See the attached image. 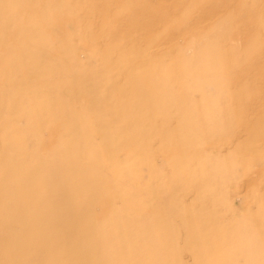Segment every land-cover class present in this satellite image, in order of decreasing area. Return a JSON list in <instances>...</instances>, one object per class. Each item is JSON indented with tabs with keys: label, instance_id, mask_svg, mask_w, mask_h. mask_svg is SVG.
<instances>
[{
	"label": "rangeland",
	"instance_id": "374dc122",
	"mask_svg": "<svg viewBox=\"0 0 264 264\" xmlns=\"http://www.w3.org/2000/svg\"><path fill=\"white\" fill-rule=\"evenodd\" d=\"M0 42V235L78 229L0 264H264V0H0Z\"/></svg>",
	"mask_w": 264,
	"mask_h": 264
},
{
	"label": "bare ground",
	"instance_id": "6f19581e",
	"mask_svg": "<svg viewBox=\"0 0 264 264\" xmlns=\"http://www.w3.org/2000/svg\"><path fill=\"white\" fill-rule=\"evenodd\" d=\"M24 7V6H23ZM8 9V8H7ZM10 10V9H9ZM75 13H76V11H75ZM23 25V24H22ZM22 28V27H21ZM22 31V30H21ZM21 31H20V33H21ZM17 32V31H16ZM8 33V32H7ZM19 34V33H18ZM22 34V33H21ZM17 35V34H16ZM13 39V38H12ZM37 39V38H36ZM20 41V40H19ZM27 41V40H26ZM12 42V41H11ZM1 43V42H0ZM21 44V43H20ZM2 45V44H1ZM110 46H111V43L109 44ZM115 46V45H114ZM125 48V47H124ZM106 53V52H105ZM12 55H14V54H12ZM114 57V56H113ZM14 58V57H13ZM42 60H43V57H42ZM46 60V59H45ZM47 62V61H46ZM53 62V61H52ZM12 64V63H11ZM25 67V66H24ZM28 67H30V65L28 66ZM6 68V67H5ZM27 68V67H26ZM25 68V69H26ZM38 68V67H37ZM104 70V69H103ZM88 72V71H87ZM86 72V73H87ZM28 75V74H27ZM30 76V75H29ZM92 76V75H91ZM6 79V78H5ZM58 78H56L55 79V81L57 80ZM64 79V78H63ZM13 80V79H12ZM52 80H54V79H52ZM51 80V81H52ZM5 81V80H4ZM42 81V80H41ZM46 82V81H45ZM44 82V83H45ZM31 83V82H30ZM41 83V82H40ZM108 87V86H107ZM23 95V94H22ZM111 95V94H110ZM98 104V103H97ZM108 117V116H107ZM117 124V123H116ZM1 125V124H0ZM2 126V125H1ZM7 154H8V152H7ZM2 181V180H1ZM2 197H3V195H2ZM1 199V198H0ZM20 199H21V197H20ZM1 202H2V199H1ZM0 202V203H1ZM6 202V201H5ZM5 205V204H4ZM2 206V205H1ZM0 206V207H1ZM38 207V206H37ZM2 208V207H1ZM73 213V212H72ZM11 213L10 212H7V211H0V216L1 217H3V216H5V217H10V216H12V217H14V216H16V214L15 215H10ZM53 216H56L57 217V215H53ZM65 216H69V212H68V215H65V213H63V214H61V215H58V217L57 218H59V219H54V222L56 221V223H58V224H60L61 226L60 227H56V228H52L51 229V235L50 236H48V235H46V234H42V236H41V234H37V235H33V236H27V237H25L24 236V239H22L21 238V242H24V244H23V246H22V248H23V250H24V252L22 251V248L20 247V246H18L17 248H12V251L10 252V251H8V250H10L9 249V243H8V241L9 240H12V239H9V235H8V237H5V236H3V235H0V240H2V241H6V242H4L2 245H0V256H4L5 258H7L8 257V255H10V254H12V256L13 257H15V255H17V254H19V259L20 258H22L23 260H27L26 261V263H30V262H36V261H38V260H43V259H45V261H47L48 260V256H50L51 254L52 255H54L58 250H59V248H55L54 246H53V242H54V240L56 239V236H62L63 234H65V233H70V232H73V231H77L78 229L76 228V226L73 224L75 221H72V220H69V219H65V220H63V218H66ZM34 217V216H33ZM55 218V217H54ZM10 219H11V217H10ZM33 219V218H32ZM53 221V220H52ZM31 222V221H30ZM3 223L6 225V228L7 229H9V227H10V223L11 224H14V223H16V221H9V219H6V220H3ZM19 223L20 224H25L26 223V221H19ZM33 224V223H32ZM31 224V225H32ZM11 228V227H10ZM20 229V232H26L27 230H29V229H25V228H22V226H21V228H19ZM10 230V229H9ZM11 230H12V228H11ZM15 233V232H14ZM12 238H13V236H12ZM10 242V241H9ZM40 242V243H39ZM35 243H38V245H40V246H42L43 247V250H42V252H35V251H32V245L33 244H35ZM47 243H50V245H47ZM158 245H160V243L158 244ZM10 246H13V245H10ZM156 246V245H155ZM26 247H29V249H27ZM157 247V246H156ZM157 248H160L159 246L157 247ZM156 250V249H155ZM160 250H161V248H160ZM153 251H154V249H153ZM158 251V250H157ZM156 251V252H157ZM52 257V256H51ZM44 261V260H43ZM44 261V262H45ZM18 262H20L19 260H18ZM19 264V263H18ZM42 264V263H41Z\"/></svg>",
	"mask_w": 264,
	"mask_h": 264
}]
</instances>
